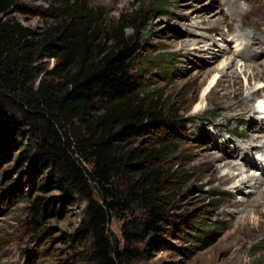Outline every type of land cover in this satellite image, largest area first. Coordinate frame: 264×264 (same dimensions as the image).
<instances>
[{
  "label": "rangeland",
  "instance_id": "rangeland-1",
  "mask_svg": "<svg viewBox=\"0 0 264 264\" xmlns=\"http://www.w3.org/2000/svg\"><path fill=\"white\" fill-rule=\"evenodd\" d=\"M59 11L82 12L101 21L95 44L108 50L117 26H126L125 36L140 40L138 61L147 65L146 103L159 101L163 110L175 116L178 127L172 139L179 155L164 169H178L184 176L178 182L167 178L163 185L160 196L168 203V217L160 222V231L145 233L140 244H128L124 227L135 233L146 225L141 203L115 213L107 224L114 245L121 250L137 247L141 252L125 264H264V201L258 209L249 206L257 194L250 193V186H236L254 176L259 181L264 160L259 147L249 155L257 159L259 168L244 167L235 156L242 153L246 137L264 130V91L243 117L223 110L228 102L220 99L227 90H242L247 98L264 88V78L252 77L253 65H264V47L257 49L250 63L238 56L247 44L238 29L241 19L259 20L264 29V0H22L9 17L31 29L39 40L57 26ZM241 30L250 33L253 27L245 23ZM58 64V59L42 58L35 65L45 74ZM232 72L241 76L236 85ZM252 120L258 129L252 128ZM171 134L157 130L131 146L147 147L158 135ZM254 141L264 145L256 137ZM212 157L218 158L217 165L232 162L235 168L212 172L208 166ZM35 168L33 160L24 159L20 146H12L6 164L0 165V264H93L89 259L93 237H77L87 203L73 193L65 194L55 183L42 191L49 172L39 174ZM35 172L40 178L33 185ZM229 173L238 179L224 184L222 179ZM115 186L125 192L127 181L118 179ZM37 197L57 201L60 211L51 215L44 231L33 233L25 208L27 200ZM243 199L245 204L235 205ZM201 229L210 235L206 238Z\"/></svg>",
  "mask_w": 264,
  "mask_h": 264
},
{
  "label": "trees",
  "instance_id": "trees-1",
  "mask_svg": "<svg viewBox=\"0 0 264 264\" xmlns=\"http://www.w3.org/2000/svg\"><path fill=\"white\" fill-rule=\"evenodd\" d=\"M21 1L0 0V165L6 164L12 146H20L38 173L49 172L42 191L55 183L87 203L77 237H93V264L137 259V247L121 250L112 243L107 224L115 213L141 203L146 225L135 233L124 227L128 244H140L145 233L160 231L168 217V203L160 196L163 185L167 178L178 182L184 176L178 169H164L179 155L172 139L178 129L175 116L159 101L146 103L147 65L138 61L140 40L126 37V26H117L108 50L95 44L101 21L59 11L57 26L37 40L31 29L9 17ZM42 58L59 64L44 74L35 65ZM157 130L172 136L158 135L147 147L131 146ZM118 179L127 181L125 192L115 186ZM26 203L33 233L44 231L47 220L60 211L57 201L42 197Z\"/></svg>",
  "mask_w": 264,
  "mask_h": 264
},
{
  "label": "bare ground",
  "instance_id": "bare-ground-1",
  "mask_svg": "<svg viewBox=\"0 0 264 264\" xmlns=\"http://www.w3.org/2000/svg\"><path fill=\"white\" fill-rule=\"evenodd\" d=\"M228 5H230V4H228ZM235 9H237V8H235ZM241 20L242 21H241V24L238 26V29L241 31V37L244 38L245 41H247V44L244 48V51L242 53L238 54V56L240 58H242L243 61H245L244 59H246L247 62L250 63V60L253 61L252 60L253 54L257 51V49L264 47V29L261 28L259 20L255 19V20L249 21L247 16H243ZM245 23H248L249 25H251L253 27L252 32L248 33L246 31L241 30L242 26ZM249 66H251V64H245V68L249 67ZM259 67H261V68H259ZM230 77L233 80V84L236 85L239 83V79L241 76L237 72H232ZM252 77L254 79L264 78V65H262V64L253 65ZM225 90L226 89H224V91ZM263 91H264V88L255 92L251 96L244 98L242 95V90H237V91L234 90L231 92L227 90L223 95L220 96L221 100H225L228 102V104L225 107H223L222 109L225 110L226 112H228L229 114H232L231 115L232 117H243L246 114H248V112L251 110V108L253 107V103L256 102L257 98L262 97ZM261 104H262V109H263L262 114H263L264 113V104L263 103H261ZM255 122H256V120L255 121L252 120V122H251L252 128L258 129L257 126H254ZM262 127L264 128V123H263ZM259 132H260V134H258L257 136H253L251 138L246 137V140L244 141V143H242L243 145L240 146L242 148V153L239 151L240 154L239 153L235 154L236 157H239L242 160L241 162H242V165H244V167L245 166H247V167L251 166L252 167V165L255 164L254 168L255 169L259 168L258 163H256V161H255L256 158L252 159V157L250 158V156H249L252 153V150H256L258 147L260 148V151H257V152H258V154L262 153V160H264V145L258 146V145H256V143L254 141V137H256L257 139H261L262 142H264V130L261 129V131H259ZM258 154L256 153V155H258ZM217 160H218V158L212 157V159L209 161L208 166L212 172H219L223 168H225V169L235 168V165L232 162H226V163H223L221 165H217L215 163V162H217ZM259 170L262 171L261 175H260L261 178L259 179V181L254 179V177H255L254 176L252 178H249V180H242V181L236 183V186L238 188L250 186V188H252L250 193L251 194H254V193L257 194L255 199H253L251 202L249 201V206L255 207L256 209L260 208L263 205V201H264V189H263L264 170L263 169L261 170L260 168H259ZM237 179H238L237 174L229 173L225 177H223L222 182L224 184H232V183H235L237 181ZM245 203H246V201H245V199H243V200H240L239 202H236L235 205L242 206Z\"/></svg>",
  "mask_w": 264,
  "mask_h": 264
}]
</instances>
